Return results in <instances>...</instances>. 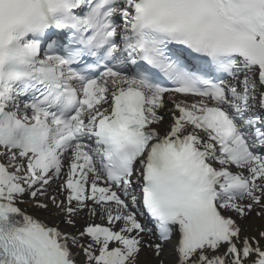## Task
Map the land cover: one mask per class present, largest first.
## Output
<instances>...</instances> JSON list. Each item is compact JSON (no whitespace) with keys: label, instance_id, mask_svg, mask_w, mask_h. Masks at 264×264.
Returning <instances> with one entry per match:
<instances>
[{"label":"snow or ice","instance_id":"snow-or-ice-1","mask_svg":"<svg viewBox=\"0 0 264 264\" xmlns=\"http://www.w3.org/2000/svg\"><path fill=\"white\" fill-rule=\"evenodd\" d=\"M145 250L264 264V0H0V264Z\"/></svg>","mask_w":264,"mask_h":264},{"label":"bare ground","instance_id":"bare-ground-1","mask_svg":"<svg viewBox=\"0 0 264 264\" xmlns=\"http://www.w3.org/2000/svg\"><path fill=\"white\" fill-rule=\"evenodd\" d=\"M172 107V105H167V108H166V112L168 113L169 109ZM171 122V118H170V115H166L165 116V121H164V125H163V128H167L168 124ZM21 207H27L29 212H32L33 214L35 215H39L41 217V219H46L48 220V222H53V221H56V222H59L61 217H53L51 216L49 213H36L32 207H31V204H26V205H21ZM52 212H56L57 210L55 208H52L51 209ZM90 220V218L86 215V213H81L80 217L77 218V228H80L82 227L84 224L88 223ZM92 222H95V223H103L102 220H100L98 217L97 218H94ZM61 227L66 230V231H75V229H72L70 227H68L67 225H64V224H61ZM166 261L169 259L167 253L165 254V256L163 257ZM141 259L142 260H145L148 262V264H155V260L153 258V256L151 255L150 252H148L147 250H145V252L142 254L141 256Z\"/></svg>","mask_w":264,"mask_h":264},{"label":"rangeland","instance_id":"rangeland-1","mask_svg":"<svg viewBox=\"0 0 264 264\" xmlns=\"http://www.w3.org/2000/svg\"><path fill=\"white\" fill-rule=\"evenodd\" d=\"M69 227V226H68Z\"/></svg>","mask_w":264,"mask_h":264}]
</instances>
